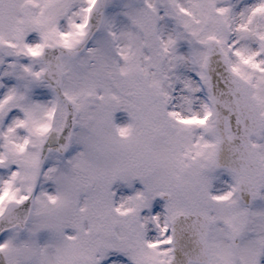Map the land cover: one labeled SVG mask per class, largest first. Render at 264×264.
<instances>
[{
  "label": "snow or ice",
  "instance_id": "snow-or-ice-1",
  "mask_svg": "<svg viewBox=\"0 0 264 264\" xmlns=\"http://www.w3.org/2000/svg\"><path fill=\"white\" fill-rule=\"evenodd\" d=\"M0 264H264V0H0Z\"/></svg>",
  "mask_w": 264,
  "mask_h": 264
}]
</instances>
